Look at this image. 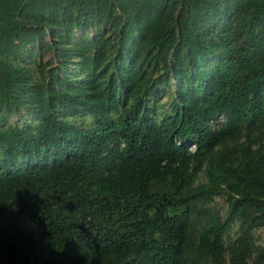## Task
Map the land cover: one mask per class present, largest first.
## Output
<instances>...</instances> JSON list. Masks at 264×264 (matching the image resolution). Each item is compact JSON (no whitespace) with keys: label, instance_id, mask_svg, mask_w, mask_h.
<instances>
[{"label":"trees","instance_id":"trees-1","mask_svg":"<svg viewBox=\"0 0 264 264\" xmlns=\"http://www.w3.org/2000/svg\"><path fill=\"white\" fill-rule=\"evenodd\" d=\"M257 229L264 0H0V264H264Z\"/></svg>","mask_w":264,"mask_h":264},{"label":"rangeland","instance_id":"rangeland-1","mask_svg":"<svg viewBox=\"0 0 264 264\" xmlns=\"http://www.w3.org/2000/svg\"><path fill=\"white\" fill-rule=\"evenodd\" d=\"M80 32L74 34V38H78L80 36ZM88 37H92V33H87ZM49 54H47L46 56H44V58H48ZM160 97H161V101L162 103L167 106V101H168V94L165 91H161L160 93ZM19 118L15 117V116H11V118L9 119L10 123H18ZM201 181H203V179H201ZM213 207L216 208L217 210H219L221 212V214L224 216L226 211H227V205L226 202L224 201V199L222 197H218L215 199ZM238 223H234L232 225L231 230L229 231V235L231 237H234L236 235V232L238 230ZM253 237L254 240L257 244H262V241L264 239V235H263V230L262 229H257L253 232Z\"/></svg>","mask_w":264,"mask_h":264},{"label":"built area","instance_id":"built-area-1","mask_svg":"<svg viewBox=\"0 0 264 264\" xmlns=\"http://www.w3.org/2000/svg\"><path fill=\"white\" fill-rule=\"evenodd\" d=\"M222 121H223V119H222V118H220V119H219V121H218V123H221Z\"/></svg>","mask_w":264,"mask_h":264}]
</instances>
